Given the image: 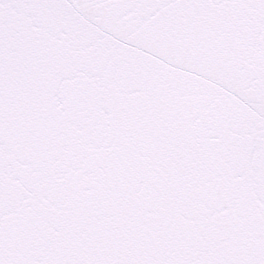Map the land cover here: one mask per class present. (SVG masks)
<instances>
[{"label": "snow or ice", "instance_id": "1", "mask_svg": "<svg viewBox=\"0 0 264 264\" xmlns=\"http://www.w3.org/2000/svg\"><path fill=\"white\" fill-rule=\"evenodd\" d=\"M0 264H264V0H0Z\"/></svg>", "mask_w": 264, "mask_h": 264}]
</instances>
